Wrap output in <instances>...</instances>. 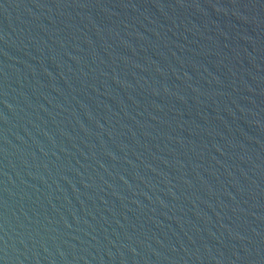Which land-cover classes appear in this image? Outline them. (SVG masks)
<instances>
[{"label": "water", "instance_id": "water-1", "mask_svg": "<svg viewBox=\"0 0 264 264\" xmlns=\"http://www.w3.org/2000/svg\"><path fill=\"white\" fill-rule=\"evenodd\" d=\"M0 264H264V0H0Z\"/></svg>", "mask_w": 264, "mask_h": 264}]
</instances>
